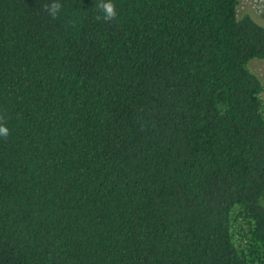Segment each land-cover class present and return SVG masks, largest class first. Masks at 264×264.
Returning <instances> with one entry per match:
<instances>
[{"label":"trees","instance_id":"16d2710c","mask_svg":"<svg viewBox=\"0 0 264 264\" xmlns=\"http://www.w3.org/2000/svg\"><path fill=\"white\" fill-rule=\"evenodd\" d=\"M50 2L0 0V264H264V26Z\"/></svg>","mask_w":264,"mask_h":264},{"label":"clouds","instance_id":"9594fccd","mask_svg":"<svg viewBox=\"0 0 264 264\" xmlns=\"http://www.w3.org/2000/svg\"><path fill=\"white\" fill-rule=\"evenodd\" d=\"M42 7L53 20L58 18L62 10V4L59 0H51L50 3H45ZM95 9L98 13L95 17L97 21L112 22L117 18L118 13L113 0H99ZM8 135L9 129L3 123V117L0 116V137H7Z\"/></svg>","mask_w":264,"mask_h":264},{"label":"rangeland","instance_id":"374dc122","mask_svg":"<svg viewBox=\"0 0 264 264\" xmlns=\"http://www.w3.org/2000/svg\"><path fill=\"white\" fill-rule=\"evenodd\" d=\"M239 17L250 16L256 23L264 26V0H239L237 7ZM250 71L261 81L263 86V106H264V63L253 59L248 65Z\"/></svg>","mask_w":264,"mask_h":264}]
</instances>
